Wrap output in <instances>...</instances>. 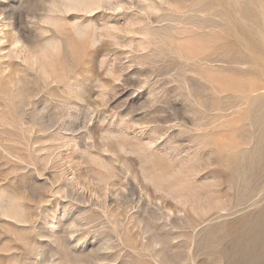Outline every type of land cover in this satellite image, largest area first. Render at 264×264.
Returning <instances> with one entry per match:
<instances>
[{
    "label": "rangeland",
    "instance_id": "1",
    "mask_svg": "<svg viewBox=\"0 0 264 264\" xmlns=\"http://www.w3.org/2000/svg\"><path fill=\"white\" fill-rule=\"evenodd\" d=\"M263 65L264 0H0V264L235 261Z\"/></svg>",
    "mask_w": 264,
    "mask_h": 264
},
{
    "label": "bare ground",
    "instance_id": "2",
    "mask_svg": "<svg viewBox=\"0 0 264 264\" xmlns=\"http://www.w3.org/2000/svg\"><path fill=\"white\" fill-rule=\"evenodd\" d=\"M262 118H263V116H262ZM254 170H255V168H254ZM251 174H252V172H251ZM260 175H261V173H260ZM251 176H253V175H251ZM261 177L262 176H260L259 178H261ZM250 180H251V178H250ZM260 220H261V217L259 218V221ZM259 221L251 223L247 230L244 229L245 231L238 233L239 234L238 238H236V240H235L236 246H237V247H235L236 253H234V256H236L235 261H225V264H262L260 261H248L249 257H251V255H254L256 248L260 244L261 245L264 244V228H261ZM262 224H264V223H262ZM246 226H248V225L246 224ZM52 228H54V227H52ZM248 239H250V240L248 241ZM256 259H258V258H256ZM186 264H188V262Z\"/></svg>",
    "mask_w": 264,
    "mask_h": 264
}]
</instances>
